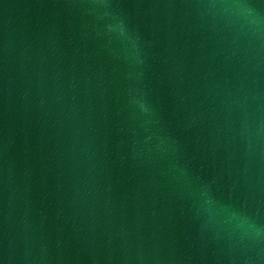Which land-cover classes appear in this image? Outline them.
Masks as SVG:
<instances>
[{
  "label": "water",
  "instance_id": "water-1",
  "mask_svg": "<svg viewBox=\"0 0 264 264\" xmlns=\"http://www.w3.org/2000/svg\"><path fill=\"white\" fill-rule=\"evenodd\" d=\"M0 264H264V0H0Z\"/></svg>",
  "mask_w": 264,
  "mask_h": 264
}]
</instances>
